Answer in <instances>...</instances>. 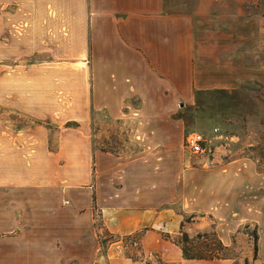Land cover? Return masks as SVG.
Masks as SVG:
<instances>
[{
    "label": "crops",
    "instance_id": "0c3cea01",
    "mask_svg": "<svg viewBox=\"0 0 264 264\" xmlns=\"http://www.w3.org/2000/svg\"><path fill=\"white\" fill-rule=\"evenodd\" d=\"M214 3L0 0V264H264L259 163L185 147L199 64L230 40L229 0ZM183 232L245 254L187 258ZM136 235L141 258L123 241Z\"/></svg>",
    "mask_w": 264,
    "mask_h": 264
},
{
    "label": "rangeland",
    "instance_id": "374dc122",
    "mask_svg": "<svg viewBox=\"0 0 264 264\" xmlns=\"http://www.w3.org/2000/svg\"><path fill=\"white\" fill-rule=\"evenodd\" d=\"M190 1L182 0L187 5ZM237 1L229 0V43H219L215 47L214 56L217 59L204 60L199 64L198 89L193 102L183 107L182 116L188 132H201L207 140V152L190 153L191 156L212 157V151L217 147L227 159L251 158L264 171V39L253 23V16L258 10L254 7L253 0H245L246 39L244 44L241 40L238 41ZM214 2L217 4L216 0ZM215 13L220 11L215 9ZM28 122L25 118L19 120L20 126H26ZM117 130L119 135L114 134L116 143H129L124 138L126 135L120 132L121 129ZM246 228L252 234L256 231L252 225H246ZM183 233L175 241L190 255L237 258L245 254L235 247L224 248L214 233L189 236L188 241L183 239ZM113 239L115 238L102 231L103 247ZM123 241L127 255L141 258L140 235L123 238ZM145 258L148 264H166L156 255Z\"/></svg>",
    "mask_w": 264,
    "mask_h": 264
},
{
    "label": "built area",
    "instance_id": "2783aa9c",
    "mask_svg": "<svg viewBox=\"0 0 264 264\" xmlns=\"http://www.w3.org/2000/svg\"><path fill=\"white\" fill-rule=\"evenodd\" d=\"M206 141L203 133L191 131L185 136V147L193 154H204L207 152Z\"/></svg>",
    "mask_w": 264,
    "mask_h": 264
},
{
    "label": "trees",
    "instance_id": "16d2710c",
    "mask_svg": "<svg viewBox=\"0 0 264 264\" xmlns=\"http://www.w3.org/2000/svg\"><path fill=\"white\" fill-rule=\"evenodd\" d=\"M183 239L185 240V241H188L189 240V236L186 234V233H183ZM223 246V245H222ZM224 247V246H223ZM225 248V247H224ZM184 250V249H183ZM255 250H256V248H255ZM184 253H185V256L187 257V258H205V257H198V256H194V255H190V254H188L187 253V251L186 250H184ZM210 258H213V257H210ZM246 264H248V262H246Z\"/></svg>",
    "mask_w": 264,
    "mask_h": 264
}]
</instances>
